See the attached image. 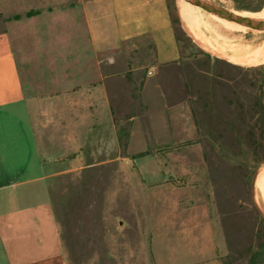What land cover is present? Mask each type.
<instances>
[{
    "label": "rangeland",
    "instance_id": "1",
    "mask_svg": "<svg viewBox=\"0 0 264 264\" xmlns=\"http://www.w3.org/2000/svg\"><path fill=\"white\" fill-rule=\"evenodd\" d=\"M83 1L0 0V32L12 31L24 86L53 95L102 60L90 48ZM178 1L168 0L183 59L170 68V105L189 111L170 116V149L142 150L128 137L119 147L112 133L108 148L99 142L88 150L83 169L53 167L59 175L47 187L67 264H170V235L188 233L194 250L208 231L222 239L223 264H250L255 255L264 264V63L238 65L199 45ZM207 1L232 12L264 10L261 0ZM218 18L197 12V32L225 56L246 58L262 45L264 34ZM152 53L143 39L107 63L119 72L148 63Z\"/></svg>",
    "mask_w": 264,
    "mask_h": 264
},
{
    "label": "crops",
    "instance_id": "2",
    "mask_svg": "<svg viewBox=\"0 0 264 264\" xmlns=\"http://www.w3.org/2000/svg\"><path fill=\"white\" fill-rule=\"evenodd\" d=\"M81 9L102 60L53 95L24 86L12 31L0 32V264H67L47 187L59 175L54 166L83 169L88 150L99 142L108 148L112 133L119 147L128 137L142 150L170 149V116L189 111L170 105V68L183 59L168 0H84ZM143 39L152 44L151 61L112 72L107 59L117 64L125 45ZM204 236L193 250L188 233L170 235V264H223L220 235Z\"/></svg>",
    "mask_w": 264,
    "mask_h": 264
},
{
    "label": "bare ground",
    "instance_id": "3",
    "mask_svg": "<svg viewBox=\"0 0 264 264\" xmlns=\"http://www.w3.org/2000/svg\"><path fill=\"white\" fill-rule=\"evenodd\" d=\"M192 7L194 8V13L191 12V10H192L191 8ZM202 10L203 9L201 7L195 5L194 3H192V2H190L188 0H179L178 1V13H179V17H180L181 21L183 22L185 28L187 29L189 35L192 36L193 39L197 43H200L201 45H203L208 50H210V51H212V52L220 55L221 57H224V58L228 59L229 61H231V62H233L235 64H238V65H242V66H256V65H261V64L264 63V41H263L262 45L260 46V48H258L256 51H254L248 57H246V58H237L238 56L237 57H234V56H231L230 57V55L229 56H225L222 53V51L218 50L219 48L216 49L214 47V45L212 44L213 42L211 43V41H209L208 39H206L205 37H203V35L198 34V32H197V30H198L197 29V26H199V25H198V21L196 19V13L197 12H202ZM230 12L233 15H235L237 17H240L242 19H251V20L264 21V10L261 13H248V12L239 13V12H234V11L233 12L230 11ZM210 14H212V13H210ZM192 15L194 16L193 18H192ZM200 15H201V13H200ZM218 19L220 21L224 22L226 27L236 28V29L241 30V31H244L246 33L249 32V31H253V32H257V33L264 34V30L252 29V28H249V27H247L245 25H242V24L237 23L235 21L228 20V19L223 18V17H220ZM224 42H223V44H224ZM233 53H236V52H233ZM248 53H249V51H248ZM245 54H246V52L244 53V55Z\"/></svg>",
    "mask_w": 264,
    "mask_h": 264
},
{
    "label": "water",
    "instance_id": "4",
    "mask_svg": "<svg viewBox=\"0 0 264 264\" xmlns=\"http://www.w3.org/2000/svg\"><path fill=\"white\" fill-rule=\"evenodd\" d=\"M188 1H190V2L194 3L195 5L201 7L203 10H205L208 13H212V14H215L217 16L226 18L228 20L235 21L237 23H240V24L245 25V26L252 28V29L264 30V21L242 19L240 17L233 15L230 11H228L224 8L217 7V6L210 4L207 0H188ZM255 181H256V179H255Z\"/></svg>",
    "mask_w": 264,
    "mask_h": 264
},
{
    "label": "trees",
    "instance_id": "5",
    "mask_svg": "<svg viewBox=\"0 0 264 264\" xmlns=\"http://www.w3.org/2000/svg\"><path fill=\"white\" fill-rule=\"evenodd\" d=\"M261 2H263V5H264V0H261ZM264 248L262 249V251L260 252V254H262L264 251ZM257 257H259L258 255H255L252 259V261L250 262V264H257Z\"/></svg>",
    "mask_w": 264,
    "mask_h": 264
},
{
    "label": "built area",
    "instance_id": "6",
    "mask_svg": "<svg viewBox=\"0 0 264 264\" xmlns=\"http://www.w3.org/2000/svg\"><path fill=\"white\" fill-rule=\"evenodd\" d=\"M107 62L110 63V64H113L114 60L112 58H109V59H107ZM148 75L150 76V75H152V73L149 72Z\"/></svg>",
    "mask_w": 264,
    "mask_h": 264
}]
</instances>
